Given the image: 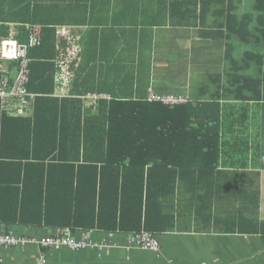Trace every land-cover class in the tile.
I'll use <instances>...</instances> for the list:
<instances>
[{
    "label": "crops",
    "instance_id": "crops-1",
    "mask_svg": "<svg viewBox=\"0 0 264 264\" xmlns=\"http://www.w3.org/2000/svg\"><path fill=\"white\" fill-rule=\"evenodd\" d=\"M177 1L170 9L172 0H0V25L8 28L0 50L21 42L17 28L28 25L41 27L44 42L54 40L52 93L43 96L49 100L40 108L47 112L55 102L58 123L63 125L64 110L74 106L71 100H79L82 115L89 116L98 100H145L149 90L191 100L212 94L220 107L227 106L230 102L223 97L222 87L230 88V69L224 61V40L218 37L221 31L216 29L228 0ZM248 1L243 0L238 13L249 9ZM170 12L174 20L182 21L203 13L205 23L172 26ZM38 56L33 51L30 61H41ZM5 64L12 77L15 68L9 61ZM248 104L251 109L256 105ZM254 108L249 125L262 122ZM34 113L32 100L26 115L10 117L31 118ZM219 144L215 168L201 164L182 171L180 166L174 193L163 203L166 212L173 214L174 226L158 234L157 253L138 248L136 233L60 229L43 219L34 223L39 200L32 196L22 209L17 208L14 193L8 195L4 183L7 195L0 198V234L39 239L69 232L76 240H92L98 248L0 247L1 264H36L41 252L46 264H264V234L248 231L258 230L257 224L264 221V135L253 126L241 134L220 131ZM47 173L58 179L61 169L51 167ZM14 212L17 222L2 220ZM21 213L31 221L21 222Z\"/></svg>",
    "mask_w": 264,
    "mask_h": 264
},
{
    "label": "trees",
    "instance_id": "trees-1",
    "mask_svg": "<svg viewBox=\"0 0 264 264\" xmlns=\"http://www.w3.org/2000/svg\"><path fill=\"white\" fill-rule=\"evenodd\" d=\"M172 1L170 9L178 3ZM242 2L228 0L216 29L230 69V88L222 87L227 106L220 107L212 94L201 100L187 98L179 105L110 98L98 100L95 112L83 116L81 102L71 100L73 107H63V125L58 123L55 102L47 112L40 108L49 100L43 96L52 93L54 40H42L30 49L28 56L34 51L43 57L29 64L27 90L34 95L35 113L24 118L0 111V198L14 193L15 207L22 209L36 197L40 212L34 223L43 219L60 229L136 234L144 230L156 237L170 232L174 217L163 203L174 193L180 166L182 171L201 164L218 166L220 131L241 134L253 126L264 135V0H249V9L238 13ZM202 14L182 21L170 12L169 24L203 25ZM7 30L0 25V39L7 41ZM17 31L24 41L27 28ZM9 62L14 69L16 61ZM250 102L256 104L252 109ZM256 106L262 122L249 125ZM51 167L61 169L60 178L49 176ZM21 214V222L31 221ZM4 216L7 223L18 221L16 212L9 219ZM257 225L258 230L248 231L264 234V221Z\"/></svg>",
    "mask_w": 264,
    "mask_h": 264
},
{
    "label": "built area",
    "instance_id": "built-area-1",
    "mask_svg": "<svg viewBox=\"0 0 264 264\" xmlns=\"http://www.w3.org/2000/svg\"><path fill=\"white\" fill-rule=\"evenodd\" d=\"M27 37L24 42L15 43L12 47L6 46L0 54V111L11 116L26 115V108L34 99V95L27 90L29 81V50L41 45V27L38 25H28ZM16 61L15 72L12 77L5 64L6 61ZM99 98V96H98ZM187 98L178 96L154 95L150 91L149 102H160L164 105H179L185 103ZM135 242L138 248L144 251L157 253L159 250L158 237L150 232L142 230L135 235ZM36 245L42 250H59L67 248L71 251L98 248V244L92 240L74 239L69 232L61 235L45 236L42 238L16 237L0 234V247H20ZM1 264V260H0ZM36 264H46L45 255L41 252L36 260Z\"/></svg>",
    "mask_w": 264,
    "mask_h": 264
},
{
    "label": "clouds",
    "instance_id": "clouds-1",
    "mask_svg": "<svg viewBox=\"0 0 264 264\" xmlns=\"http://www.w3.org/2000/svg\"><path fill=\"white\" fill-rule=\"evenodd\" d=\"M41 35H42V30H41ZM150 91H151V90H149V93H150ZM146 101L149 102V101H148V97H147Z\"/></svg>",
    "mask_w": 264,
    "mask_h": 264
},
{
    "label": "bare ground",
    "instance_id": "bare-ground-1",
    "mask_svg": "<svg viewBox=\"0 0 264 264\" xmlns=\"http://www.w3.org/2000/svg\"><path fill=\"white\" fill-rule=\"evenodd\" d=\"M193 62V61H192ZM244 168V167H243ZM262 176V175H261ZM262 181V180H261ZM261 216V215H260Z\"/></svg>",
    "mask_w": 264,
    "mask_h": 264
},
{
    "label": "rangeland",
    "instance_id": "rangeland-1",
    "mask_svg": "<svg viewBox=\"0 0 264 264\" xmlns=\"http://www.w3.org/2000/svg\"><path fill=\"white\" fill-rule=\"evenodd\" d=\"M244 47H245V46H244ZM148 96H149V95H148ZM146 99H147V98H146ZM146 99H145V100H146Z\"/></svg>",
    "mask_w": 264,
    "mask_h": 264
}]
</instances>
